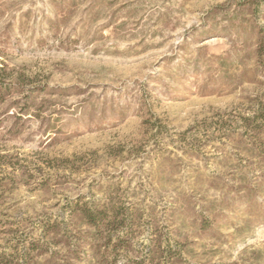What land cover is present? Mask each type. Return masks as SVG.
<instances>
[{
    "label": "rangeland",
    "instance_id": "obj_1",
    "mask_svg": "<svg viewBox=\"0 0 264 264\" xmlns=\"http://www.w3.org/2000/svg\"><path fill=\"white\" fill-rule=\"evenodd\" d=\"M0 264H264V0H0Z\"/></svg>",
    "mask_w": 264,
    "mask_h": 264
},
{
    "label": "trees",
    "instance_id": "obj_2",
    "mask_svg": "<svg viewBox=\"0 0 264 264\" xmlns=\"http://www.w3.org/2000/svg\"><path fill=\"white\" fill-rule=\"evenodd\" d=\"M89 221H92V220H89Z\"/></svg>",
    "mask_w": 264,
    "mask_h": 264
}]
</instances>
